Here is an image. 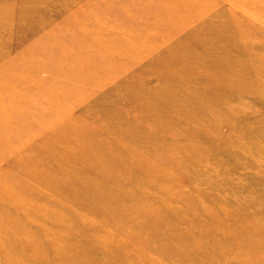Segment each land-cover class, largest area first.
<instances>
[{"label":"rangeland","instance_id":"rangeland-1","mask_svg":"<svg viewBox=\"0 0 264 264\" xmlns=\"http://www.w3.org/2000/svg\"><path fill=\"white\" fill-rule=\"evenodd\" d=\"M0 264H264V0H0Z\"/></svg>","mask_w":264,"mask_h":264},{"label":"bare ground","instance_id":"bare-ground-1","mask_svg":"<svg viewBox=\"0 0 264 264\" xmlns=\"http://www.w3.org/2000/svg\"><path fill=\"white\" fill-rule=\"evenodd\" d=\"M207 243V242H206ZM202 244V243H201Z\"/></svg>","mask_w":264,"mask_h":264}]
</instances>
